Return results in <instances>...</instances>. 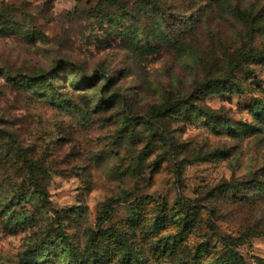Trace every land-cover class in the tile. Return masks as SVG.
<instances>
[{"label":"rangeland","instance_id":"obj_1","mask_svg":"<svg viewBox=\"0 0 264 264\" xmlns=\"http://www.w3.org/2000/svg\"><path fill=\"white\" fill-rule=\"evenodd\" d=\"M0 264H264V0H0Z\"/></svg>","mask_w":264,"mask_h":264}]
</instances>
